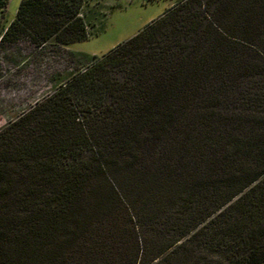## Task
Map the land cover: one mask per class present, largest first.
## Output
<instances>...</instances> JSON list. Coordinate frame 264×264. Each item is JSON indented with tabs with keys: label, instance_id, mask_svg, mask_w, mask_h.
Segmentation results:
<instances>
[{
	"label": "trees",
	"instance_id": "obj_1",
	"mask_svg": "<svg viewBox=\"0 0 264 264\" xmlns=\"http://www.w3.org/2000/svg\"><path fill=\"white\" fill-rule=\"evenodd\" d=\"M85 4L20 0L0 40H87ZM88 63L0 135V264H183L204 246L208 264H264V0H184Z\"/></svg>",
	"mask_w": 264,
	"mask_h": 264
},
{
	"label": "rangeland",
	"instance_id": "obj_2",
	"mask_svg": "<svg viewBox=\"0 0 264 264\" xmlns=\"http://www.w3.org/2000/svg\"><path fill=\"white\" fill-rule=\"evenodd\" d=\"M182 1L86 0L81 14L87 23V40L67 47L52 40L39 46L27 38L0 40V135L13 136L21 120L45 104L70 77L87 69L92 56L102 57ZM19 2L8 0L0 11V37L14 19ZM211 257L204 246L193 258L181 260L208 264Z\"/></svg>",
	"mask_w": 264,
	"mask_h": 264
},
{
	"label": "crops",
	"instance_id": "obj_3",
	"mask_svg": "<svg viewBox=\"0 0 264 264\" xmlns=\"http://www.w3.org/2000/svg\"><path fill=\"white\" fill-rule=\"evenodd\" d=\"M67 46H68V45H67ZM67 46H66V47H67Z\"/></svg>",
	"mask_w": 264,
	"mask_h": 264
}]
</instances>
